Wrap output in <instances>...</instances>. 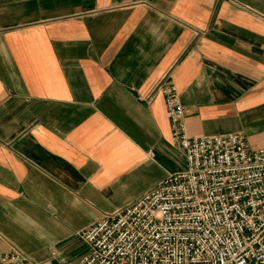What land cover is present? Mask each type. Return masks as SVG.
Wrapping results in <instances>:
<instances>
[{
    "label": "crops",
    "instance_id": "obj_1",
    "mask_svg": "<svg viewBox=\"0 0 264 264\" xmlns=\"http://www.w3.org/2000/svg\"><path fill=\"white\" fill-rule=\"evenodd\" d=\"M190 136L264 145V0H0V255L46 264L186 167Z\"/></svg>",
    "mask_w": 264,
    "mask_h": 264
},
{
    "label": "built area",
    "instance_id": "obj_2",
    "mask_svg": "<svg viewBox=\"0 0 264 264\" xmlns=\"http://www.w3.org/2000/svg\"><path fill=\"white\" fill-rule=\"evenodd\" d=\"M159 88L186 167L80 231L89 251L72 264H264V145L235 131L190 136L174 84ZM0 264L46 263L16 249Z\"/></svg>",
    "mask_w": 264,
    "mask_h": 264
}]
</instances>
